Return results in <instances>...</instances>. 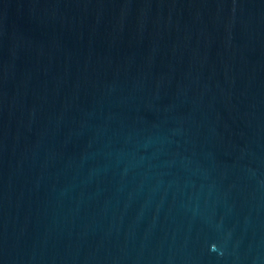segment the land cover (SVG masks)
I'll return each mask as SVG.
<instances>
[{"label": "water", "instance_id": "obj_1", "mask_svg": "<svg viewBox=\"0 0 264 264\" xmlns=\"http://www.w3.org/2000/svg\"><path fill=\"white\" fill-rule=\"evenodd\" d=\"M0 264H264V0H0Z\"/></svg>", "mask_w": 264, "mask_h": 264}]
</instances>
